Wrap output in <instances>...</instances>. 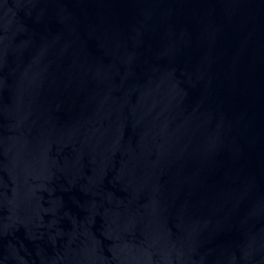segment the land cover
<instances>
[{
    "label": "water",
    "instance_id": "water-1",
    "mask_svg": "<svg viewBox=\"0 0 264 264\" xmlns=\"http://www.w3.org/2000/svg\"><path fill=\"white\" fill-rule=\"evenodd\" d=\"M0 264H264V0H0Z\"/></svg>",
    "mask_w": 264,
    "mask_h": 264
}]
</instances>
